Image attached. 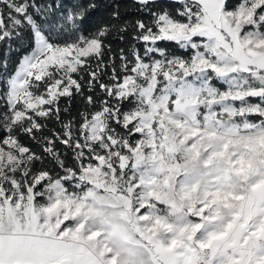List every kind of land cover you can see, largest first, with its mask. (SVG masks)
Listing matches in <instances>:
<instances>
[{"label":"snow or ice","instance_id":"obj_1","mask_svg":"<svg viewBox=\"0 0 264 264\" xmlns=\"http://www.w3.org/2000/svg\"><path fill=\"white\" fill-rule=\"evenodd\" d=\"M98 7L0 0V264H264V0Z\"/></svg>","mask_w":264,"mask_h":264},{"label":"trees","instance_id":"obj_2","mask_svg":"<svg viewBox=\"0 0 264 264\" xmlns=\"http://www.w3.org/2000/svg\"><path fill=\"white\" fill-rule=\"evenodd\" d=\"M109 2L110 0H97V3L99 5L98 9L92 14L88 25L89 26H93L96 23L100 22L103 19H106V14L107 12L110 10L109 9ZM122 9L125 8H129L131 6L132 0H119ZM128 15H135L134 12H129ZM0 54H2V50H0ZM13 59H15V54L13 55ZM81 101L79 100V98H77L76 100L73 101L72 104V113L75 114L76 111L79 109V107L81 106ZM24 142L32 145L33 147H35L34 144H32L31 141H29L27 138H24Z\"/></svg>","mask_w":264,"mask_h":264}]
</instances>
